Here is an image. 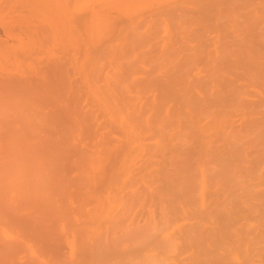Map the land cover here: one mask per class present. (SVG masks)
I'll list each match as a JSON object with an SVG mask.
<instances>
[{
    "label": "bare ground",
    "instance_id": "1",
    "mask_svg": "<svg viewBox=\"0 0 264 264\" xmlns=\"http://www.w3.org/2000/svg\"><path fill=\"white\" fill-rule=\"evenodd\" d=\"M69 1L65 4V0H60L65 5L76 0ZM207 1L213 5L217 1L222 9L227 5L228 10H223L232 12V23L241 29L244 38L232 44L234 49L205 55L197 46L199 55L184 52L178 54V59L173 55L171 68L168 63L162 64V77L152 72L159 69H152V61L170 59V52L167 57L163 53L153 58L145 55L147 59L130 55L133 64L141 58L137 63L147 61L143 67L152 66L148 70L155 77L134 64L137 71L141 68L142 74L153 76L146 79L139 72L145 81L133 70L129 55L122 58V54L115 57L110 53L118 60L110 65L102 63L114 65L118 71L110 69L113 80L109 81L110 75L102 73L106 75L102 77L104 71L98 69L97 62L102 57L97 61L91 54L81 56L79 43L76 47L71 45L72 55H55L57 51L52 50L56 44H65L67 41L61 39L67 34L71 38V31L77 36L72 33L76 42L80 39L82 18L75 11L77 1L73 10V4L65 7L59 0H0V122L11 118L0 124V264H132L135 260L147 264L151 258L155 260L152 251H159L163 245L158 240V230L170 216L193 219L207 215L212 219V227L202 229L198 223L182 227V240H178L193 250V264H212L220 254V250L215 251L216 257L213 248L224 250L244 242L242 234L246 231L238 220L243 218L242 203L247 200L242 202L240 196L246 189L239 195L236 188L240 186L234 187L233 182H237V171L246 173L247 164L255 165L259 159L264 162V11L258 9L264 4L259 3L258 12V1ZM66 8L73 13L67 22L72 25L70 33L65 20L72 13L66 16ZM41 11L43 15L38 13ZM33 12L36 22L41 21L38 15L42 16L37 31L42 27L41 37L44 33L49 36L36 41L46 43L45 39L53 38L55 46L40 42L37 49L33 46ZM203 15L199 20L205 23L208 17ZM37 34L33 36H40L41 32ZM69 38L68 42L72 40ZM92 55L97 58V54ZM104 58L107 59L100 60ZM196 61L198 67L199 62L203 66L204 75L200 77L199 68L194 67ZM107 66L105 71H110ZM195 68L197 72L192 73ZM135 72L138 82L145 83H140V87L134 81L137 89L133 86L132 90L128 79L133 80L131 74ZM246 85L260 92L253 93ZM243 88L253 93V99L242 97L249 94L246 90L243 93ZM128 91H133L131 98ZM149 92L146 97L141 95ZM138 93L144 97H138L140 102L134 99ZM234 113L249 119L243 120V131L253 138L249 139L250 146L257 141L260 148L255 146L254 151L247 153L241 144L242 136L235 132L238 129L222 132L223 119L233 115L238 118ZM252 154L258 157L250 159ZM230 182L233 187L229 186L231 198L227 199L224 185ZM236 182L235 185L240 184ZM212 183L213 189L207 194L209 204H204L202 197L200 208L199 195ZM158 205L160 222L155 220ZM75 211L80 220L74 223L71 215ZM69 236L75 239L69 242ZM257 251H249L251 261L264 259V251ZM192 256L187 258L195 260ZM159 257L156 255L152 263H164Z\"/></svg>",
    "mask_w": 264,
    "mask_h": 264
},
{
    "label": "rangeland",
    "instance_id": "2",
    "mask_svg": "<svg viewBox=\"0 0 264 264\" xmlns=\"http://www.w3.org/2000/svg\"><path fill=\"white\" fill-rule=\"evenodd\" d=\"M62 1H64V0H62ZM65 1H66L65 4H68L67 2L69 0L68 1L65 0ZM70 1H72V0H70ZM70 1H69V3H70ZM76 1H75V3H74V1H72L70 4H71V6L73 4V6L72 7L70 6V7L72 9L74 7L76 8V5L78 4L77 5L78 9L77 8L76 9L74 8V9H75V11L77 10V11L80 12L81 18H82L81 19V25H79L81 28H79L80 30L78 29L79 31H81V32L78 31L79 32L78 33V36H80V34H81L80 39L78 38L81 43L79 42V40L76 42L75 40H77V38H74L72 36V33H73L71 31L72 30V28H71L72 25L69 26L70 23H67V22L69 20L70 21L72 20L73 13H72V10L70 11L71 8H68V9L66 8L68 10V11L66 10L68 12V14L65 13L66 16L67 15H71V13H72V15L69 16L70 18L68 19V16H67V18H66L67 21L65 20V23H67V25H68L67 26L68 28L66 27L67 28L66 31H67V33H70V31H71V33L69 34L71 38H69L68 37V34H67V36L65 37L67 39H65L64 37H63V40L61 39L62 42H65V40L67 41L65 44L63 43L64 45H66V47L63 46V44L61 43L60 40H58V43H61L62 45L59 44V46H58L56 44L57 42L56 43L53 42V38H49L50 40L45 39L46 43L45 42L44 43L42 42V41H44V39L42 40V38H45V37L47 38L49 36L44 33V36L41 37L43 35V33L41 31V28L42 27L39 29V31H37L39 24H41L40 22H42V19H39V17H42V16L38 15L39 16L38 17V20H41V21L36 22L37 16L36 15L34 16V12L32 13V19H33L32 20V25L35 23L36 26H35V24L32 26V30H33L32 31V37H33L32 39L34 40V42L32 41V44H33V46H34V44L35 45L37 44L40 47V45H39V42L40 41H36V40L41 39L42 41L40 43H42L43 45L44 44L46 45L47 43L49 45H51L50 43H52V45H51V47H52L54 45L53 43L56 44V46L58 48L55 45L54 46L56 48L55 47H52L53 48L52 49L50 47L52 50H54V52L57 51L55 53V55L56 54L61 55V54H63V52H66V54L69 53V55H72L73 52H74V50H72V49H74V47L77 46L76 43H79L78 44L79 45V48H81V52L80 53H82L81 56H86L85 54H87V55L88 54L89 55L91 54L90 57L93 56L92 58H94L95 60L99 59L100 57H102V58L103 57H106L107 58V59L104 58L103 61L100 60L102 58H100L99 61L97 60L98 61L97 63H100V64H98L99 66L97 65L98 66V69L100 70V68H101L104 71V72H101V75H102V73H107L106 75L108 76V75H110L109 73L111 72V70H110L111 68H113V67L114 68H117L114 65H112V66L109 67V65L112 64L113 61L118 60V58L116 59L115 57L117 55H118V57H120L121 56L120 54H122V56H121L122 58L124 57L123 55H125V54L127 56L128 55L129 56L130 55L131 56L132 55L133 56L134 55L135 56L138 55L139 57H142V55H143V58H144L145 55L146 56L147 55H149V56L151 55L150 57L153 58V55L154 56L159 55V54L162 55V53H163V55H166V53H167V55L170 54L172 56L173 55L177 56V59H178L179 58L178 57L179 56L178 54L181 53L180 55H183L184 52H185L184 55H186V54H188V55H195V54L196 55H199V53L201 54V51H199L197 49H200V48H201L200 50H202V53L205 54V55L209 54L210 52H211L210 55L216 54V53L222 54L223 52H227V50L234 49L235 46L233 47V45L234 44L236 45V42L239 43L240 40H241V38L244 39L242 37V35H241L242 34L241 29H238V27L236 28V25L233 24L234 23L233 16L231 17L232 19L230 18V15H231L232 12L229 11V13H228V11H227V13H228L227 14L226 11H224V10H228V9H226V6L227 5H224L225 8H223L224 9L223 10L222 9L223 6H221L220 3H218L217 1H215L216 2L215 5H213L212 3H207L208 2L207 0H124V1L123 0H76ZM196 1L198 2V5H197V2ZM256 1H258L257 2L258 5H255V6H257L256 7V10L260 9V12L264 11V9H262L264 7L258 8V7H261L262 4H264V3H262V2H264V0H260V1L259 0H252V2L251 1L250 2L256 4ZM59 3L60 4H64V3L60 2V0H59ZM259 3L261 4V6L259 5ZM74 4H76V5H74ZM209 4H211V5H209ZM69 5H65V7H69ZM122 5H124V6H122ZM219 5H220L221 8L219 7ZM201 6H203V7H201ZM208 6H210V7L212 6V8L210 9V8H208ZM251 6H252V4H251ZM253 7H254V5H253ZM205 8H206L207 11L205 10ZM191 10H192V12H191ZM221 10H223V11H221ZM193 12H195V13H193ZM258 12H259V10H258ZM38 13L41 14L42 11L41 12H38ZM203 13H204V15H203ZM41 15H43V14H41ZM44 15H45V13H44ZM202 15L208 17V21H207L208 23L207 22H205V23L202 22L203 19L202 20H199L200 19L199 16H202ZM33 16L36 18L35 21H34L35 18ZM66 16H64V18ZM225 16H226V18L229 17V19H226ZM197 17H199V18H197ZM222 17H224L225 19L222 18ZM195 20L198 21V22H196ZM220 20L223 21V23H221ZM199 22L201 23V25L198 24ZM218 22L220 23V26H219V23ZM197 25H199V26H197ZM207 25H210L207 28H211L212 30L211 29L208 30L207 28H205ZM214 25H216V26H214ZM217 26H219L220 28L222 26V28L220 29ZM35 27H37V28L35 29ZM34 29L39 34L41 32V35L40 36H36V37H35V35L33 36V33L36 34V35H38L37 32ZM197 29H199V30H197ZM206 29H207V31H206ZM215 29H217V30H215ZM223 29H225L226 31L223 30ZM198 32H200V33H198ZM223 32H225L226 34L223 33ZM73 35H75V34L73 33ZM75 37H77V36L75 35ZM178 37H179L180 40L178 39ZM68 38L70 40L72 39L71 40L72 43H69L71 41L68 42ZM232 38H234V39H232ZM236 39L237 40L239 39V41H237ZM51 40H52V42H51ZM202 40H203V42H202ZM35 41H36V43H35ZM227 42H229V43H227ZM181 44H182V46H181ZM71 45L74 46V47L71 48L72 47ZM36 46H34L35 49L38 48V46L37 47ZM170 46H174V47H170ZM178 46H181L182 48H179ZM184 46H186V47H184ZM197 46L200 47V48H198ZM228 46L229 47H233V48L228 49L229 48ZM224 47H226L227 49L224 48ZM157 48H158V50H157ZM178 48H179V50H178ZM202 48H204V49H202ZM222 48L223 49H226V51L225 50L222 51L221 50ZM192 49H193V51H192ZM152 50L155 53L151 52ZM190 51H191V54H190ZM110 53L111 54H115V57L113 56L114 57L113 58ZM92 54H97V58L94 57L95 55H92ZM101 54H103V55L105 54V55L104 56H101ZM167 55H166V57H167ZM135 56H134V58H135ZM138 56L136 57L135 62L137 61ZM149 56H148V59L150 58ZM111 57H112V60L110 61L109 59H111ZM128 57H126V58H128ZM122 58H119V61ZM163 58L165 59V57H163ZM163 58L160 59V60H158V61H161L162 60L159 65H158V63H159L158 61H152V63L153 62L154 63L157 62L156 64H154V63L152 64L153 66L155 65L154 67H152V66L151 67H152V69L159 68V69L156 70L157 72H154V70L152 71L153 73H155L157 75L160 73L158 75V77L165 76V74H163V73H165L164 68H163V66L165 65V63L166 64L168 63L167 66L170 65V68L174 65V64L173 65L170 64V62H171L170 60L171 59H174L175 58L174 56L173 57H170V59L167 57L164 61H163ZM131 59L133 60V61H131V63L134 62V59L132 57H131ZM144 59H147V58L145 57ZM122 60H123V62L125 61L124 59H122ZM141 60H142L141 58H138V61L137 62H140ZM149 61H150V59H149ZM149 61H148V63H149ZM102 62H104V63L109 62V65L107 66L108 63L104 65V63H102ZM125 62H127V61H125ZM137 62L134 63L135 65H137V67H139V66L141 67L142 66L141 68L142 69L144 68V70H146V71H149L148 69L151 70V67L149 68V65H148V67H143V66H147L146 65L147 64V61L145 62L146 64L144 63V61H142L143 64L142 63L139 64ZM197 62L198 61H196V65H197ZM131 63H130V67H131ZM134 64L132 63V65H134ZM150 64H151V62H150ZM162 64H164V65H162ZM100 65H101V67H100ZM135 65H134V67L133 66L132 67H133V70L135 69V71H137V69H136L137 67ZM196 65L194 67L199 68V71L198 72H200V74H199L198 77H200V75L201 76L204 75V73H201L202 71L204 72V70H202L203 69L202 63L200 64V62H199V67H198V65L197 66ZM104 66H105V69L102 68ZM106 66L109 68L110 71H108V70L105 71L106 70ZM141 68L140 69L138 68V71H137L138 72V76H139V78L144 79L143 81H145V78L147 76L144 75V74H142L140 72ZM162 68H163V70H162ZM192 68H193V66H192ZM196 68H195V71H194V69L192 70V73L193 72L194 73L197 72L196 71ZM114 71H116V69H113L112 73H114ZM117 71H118V68H117ZM146 71H144V72L146 73ZM139 72L142 75H144L145 78H143V76ZM149 73H150V71H149ZM146 74L148 75V73H146ZM150 74H152V73H150ZM106 75L103 74L102 77L103 76L105 77ZM136 75H137V73L135 72L134 75L131 74L132 78L134 77L133 80H131V77L128 79V80L132 81V82H130L132 84H129V82H128L130 89H131V86H132V90H133V86L136 84L135 82H138V80H137V77L138 76H136ZM152 75H154V74H152ZM113 76H115V75H113ZM111 77H112V75H110V78L109 77H106L107 78V81L109 79H110L109 81L113 80L112 79L113 77L112 78ZM148 77H150V78L152 77L153 78V76H151V75L148 76ZM154 77H155V75H154ZM191 78H194V76H191ZM133 82H134V84H133ZM138 83L140 85V83L143 84L145 82L142 83V80H141V82L139 81ZM244 84H247V83H244ZM247 85H249V83ZM247 85H246V88H247ZM244 86L245 85H243V87ZM250 86H249V88H247L248 90H251L252 92L253 91H256L257 92V88L256 87H252L251 88ZM140 87H141V85H140ZM246 88H243L242 89V92L243 93L245 92V90L248 92V90ZM253 88H255V90ZM134 89L136 90L137 88L135 87ZM132 92L130 94L129 91H128V94L127 93L126 94L127 95H130V98H131V96H133V93ZM252 92H248L249 94H246L245 93L246 95H243L242 97H245L246 99L247 98L248 99H250V98L253 99L252 98V96H253L252 94L254 92L253 93ZM256 92H255V94H256ZM258 92H260V91L258 90ZM152 93L153 92H151V94ZM143 94H145V93H141L142 96L146 97V96L150 95V92L148 94H146V95H143ZM138 95H135L136 97H134V99L137 98L136 102L139 100V98H140V100L142 98H144V97L141 98V95L139 93H138ZM250 95H252V96H250ZM254 97H255V95H254ZM140 100L138 102H140ZM134 102H135V100H134ZM236 115H237V113L235 114V117H236ZM205 119L206 118H204V120ZM207 119L209 120V118H207ZM224 119H223V122H224L223 123V126L224 127L222 126V128H221L222 132H223V130H227L228 131L230 128H233V130L234 129L235 130L238 129L237 130L238 132L237 131H235V132H236L237 135H239V137L242 136L241 144L243 146V149L244 150L245 149L248 150V151L245 150L247 153L248 152H252L253 148L255 149V146L257 144L256 143L257 141L256 142L253 141V143L250 146V143L251 142L249 141V139H253V138L247 136L248 134H245L244 131H243L244 130L243 129L244 128L243 127V124H244V121L243 120L245 119V122H247V121H249V119H247V118H239V116H238V118L237 117L234 118V115H233V118L230 117V118H224ZM246 119H247V121H246ZM250 119L252 120V118H250ZM258 119L260 121V118H258ZM258 119H257V121H258ZM5 120H10L11 121V118H4V120L2 118L0 124L2 122H4ZM262 121H264V120H262ZM217 139H219V138H217ZM256 147H259V146H256ZM254 155L252 154L251 157L249 156V158L250 159L251 158L254 159ZM255 156L258 157L257 154ZM256 157H255V160H258V158H256ZM261 158H262V156H261ZM260 160L261 159H259L258 162L255 164L256 166L254 164H252V163L250 165L247 164L248 168L251 171L249 169L246 171V173L245 172H242V171L241 172L240 171H237V175L235 176V179L238 178L237 179V182H236V180L235 181L233 180L234 182L233 181L232 182L234 184L230 182V183H227L226 185H224V188H226V189H224L225 192H223V193L228 196L227 199L228 198L229 199L231 198V194H229L230 193V190L229 189H230V187H231L232 184H233L234 187H236V186L242 187V188H240V187L239 188H236L237 190H239V191L236 190L239 195L242 193V191L244 190V188L246 190L242 194L245 195L246 192H249V193H247L249 197L247 196V194L245 195V198H244V195H242V194L240 196V197H243V198H241V201L242 202L244 201V199L247 200V201H245L244 204L242 203V206L245 208V209L243 208L244 209V211H243L244 212L243 213V218L242 219L239 218V220H238V223L239 224L240 223L241 224L242 223L244 224V231H246V232H244L242 234L243 235L242 237L244 238V240H243L244 242H242L241 244H239L237 246L236 245L234 247L229 246L228 249L225 248L224 250L217 249V248H213V249H216L213 252L215 256H216L215 253L217 251H219V250H220L219 251L220 254L217 253L218 259L217 260L215 259L216 262L213 261L214 263H212V264H264V259H254L253 261H251L252 259H250L251 255H252L251 253H256L257 250H260V252L264 251V234H262V232H264V210H262V209H264V208L261 209V207H264V200L261 199V197L264 196V164H262L264 162H261ZM262 160H264V159H262ZM252 169H253L254 172L252 171ZM243 173H245L246 175L243 174ZM206 175H207V173H206ZM256 175H258V176H256ZM207 178L209 179V176L208 175H207ZM233 179H234V176H233ZM238 181H239L240 184H238ZM235 182L238 185H235ZM244 182H245V184H244ZM212 184H213L212 186H211V184H209V188H208V190H205L204 194L199 195L200 196L199 197V201L200 202L198 203V205H199L200 208H201V204L200 203L202 201V197L204 199L203 200L204 201V204H206V205L209 204V202H207V201L210 200V199L208 198L209 195H207V194H208V191H211V189H213L214 183H212ZM210 186H211V188H210ZM226 191L228 192V194H227ZM239 192H241V193H239ZM255 193H256V195H255ZM250 195L252 197H250ZM235 197L236 196H234L233 198H235ZM247 198H249V199H247ZM246 202H247V204L248 203L249 204L247 205ZM250 202H251V204H250ZM116 203L118 204V202H116ZM116 203H115V205H117ZM148 204L150 205L149 202H148ZM253 204H254V206H253ZM249 205H252L253 207L252 206H249ZM155 208H157V207H155ZM159 208L160 207L158 205V210L155 209V220L157 222L159 221V217H158L159 216ZM257 210H259V211H257ZM245 211L247 213H245ZM77 214L78 213L75 211L71 215L72 221H74V223L76 221H79L80 220V217L78 216L79 214L78 215ZM75 215H77V216H75ZM139 217H140V215L137 216L136 219L139 218ZM172 217H174V218L172 219ZM178 217H176V216H170V218L168 219V220H170V222H168V220H167L166 221L167 224L166 223L165 224L163 223L164 224V225L162 224L163 227H161L159 229L161 231L158 230V235H159L158 240L160 239L159 241H160V243H163V245L161 246V248H158L159 251H157V250L152 251V255H151V257H153V255L155 254V256L153 257V259H155L154 261H156V255H159L160 256L159 257L160 260L162 259L164 261V263L161 262V263H158V264H165L166 261H167L166 264H191V263L193 264V262L196 261V257L194 256L195 257V260L194 259H192V260L188 259V258H190L192 256L191 253H193V250L191 251V249H188L187 248L188 246H185L186 244L183 242L185 244L184 245L182 243V241H180V240H182L181 239L182 237L180 238L181 231H182V234L184 233L183 232L184 230H182V227L186 228L185 227V224L188 226V224L189 225H195L197 223L199 224L197 226L198 227H201L202 229L204 227H212V225H211L212 219L210 217H208L207 215H205L203 217H200V218H193V219H192V217H189V218H186V219L184 217H181V218L180 217L178 218ZM163 222H165V221H163ZM252 228L255 229V230H253ZM177 229H179V230H177ZM73 239H75V237H72L71 238L69 236L68 241L71 242ZM178 239H180V240H178ZM170 241H171V243H170ZM248 242H250V243H248ZM253 242H256V243L254 244ZM241 245H242V247H241ZM243 245H245V246H243ZM163 246H164V248H163ZM169 246H171V247L169 248ZM227 246H228L227 244L224 245V247H227ZM183 247H184V250H183ZM238 248H240V250ZM242 248H243V250H242ZM248 248H252L253 250L252 249L250 250ZM260 248H262V250ZM187 249L190 250V251L187 252ZM34 250H35V248H34ZM185 250H186V252H185ZM35 253H37V251ZM243 253H245V257H244V254ZM189 255H190V257H189ZM193 255H195V254L193 253ZM194 257L192 256V258H194ZM146 259H149V258H146ZM151 259H150V263L148 262L149 264H151L152 262H154V261H151ZM158 261H159V259H158ZM134 262H137L135 264H139V262L137 260L133 261L132 264H134ZM142 263L144 264V262H142ZM140 264H141V262H140ZM152 264H157V263H152Z\"/></svg>",
    "mask_w": 264,
    "mask_h": 264
}]
</instances>
